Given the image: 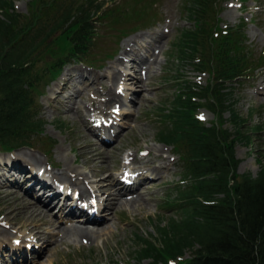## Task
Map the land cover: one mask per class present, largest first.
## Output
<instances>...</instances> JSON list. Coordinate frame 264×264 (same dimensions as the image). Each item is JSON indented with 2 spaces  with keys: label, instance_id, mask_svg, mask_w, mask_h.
<instances>
[{
  "label": "rangeland",
  "instance_id": "1",
  "mask_svg": "<svg viewBox=\"0 0 264 264\" xmlns=\"http://www.w3.org/2000/svg\"><path fill=\"white\" fill-rule=\"evenodd\" d=\"M143 1L119 0L117 5L131 12L136 6L142 5ZM159 1L158 13L162 19L155 25L152 23L155 18L151 14L150 17L142 18L144 23L148 24H140L141 28L122 35L118 25L98 23L99 37L89 57L95 65L72 60L65 63L62 70L55 74L53 63L65 48L66 34L61 35L59 39L49 40L46 50L37 56L38 60L32 67L41 79L37 98L41 116L46 123L43 132L36 140L46 139L53 145L43 143L44 147L42 143H37L35 147L20 146L10 150H0V181L3 179L12 186V182L8 179H17V175L20 176L18 178L20 180L23 177L32 180V173L28 172L31 171L32 164H35L30 163L33 162L31 156L35 157L36 165L41 164L50 175H54L59 185L74 192L81 191L82 187L90 188L93 196L97 197L99 205L101 204L100 211L105 219L96 226L86 224L90 229H98L96 236L90 240H81L68 235L64 236L67 237L66 239L61 240L57 235V225L60 223L55 226L45 219L34 218L29 212H23L25 204L35 202L25 195L23 186L19 189L20 187H16L19 186L18 184L13 185L12 187L19 189V193L7 196L3 192H9L12 187L0 183L3 194L0 195V228L9 234L5 235L6 245H0V264L4 263V257L5 263L15 262L10 257L15 248L28 252V256H24V260L28 259L25 264H140L137 260L139 253L136 250L139 245L136 243V234L144 237H149L150 233L156 235L154 224L158 216L161 214L164 218H168L176 214L174 206L168 207V200L173 197L172 190L181 181L184 164L178 155L173 154L172 146L167 147L157 141V132L162 126L159 115L161 111L172 106L179 87L175 79L178 74L181 80L185 79L203 86L210 81V76L207 72L196 70L191 63L180 66L177 55L173 54L176 52L173 46L176 37L183 29L192 26L184 11V6L189 0ZM14 2L16 11L24 15L27 20L32 17V8L37 7V4H32V0H14ZM109 3V7H112V3ZM217 8L219 12L215 24H218V29L242 24L244 36L242 44L245 46L249 61L257 66L250 72V76L227 83L228 91L232 93L227 103L232 102L235 110L246 120L240 133L247 136H241L242 140L236 145V157L240 159L238 173L249 172L256 176L260 172V166L264 164V94L261 93L264 91V0H219ZM125 26L126 24L121 25V27ZM161 28L164 33V30L167 32L162 33L163 35L159 34L160 32L152 33ZM158 35H160L158 45L153 46L157 47L152 50L153 52L146 53L147 44L152 43V39H157ZM139 36H142L139 38L140 42L142 40L145 42L144 46L139 47L142 51L140 55L146 57V62L151 59L148 55L152 56L153 65L149 68L150 71L148 66L141 65L137 73H134L133 79L128 80L123 76V80L118 78L111 80L113 74L123 75L122 70L119 69V67L123 68L120 58L128 56L129 52L125 53L128 47L131 49L132 57L136 54L135 45L127 46V44H132ZM99 64L102 66H98ZM132 65L133 63L130 64ZM131 69L133 68H130V71ZM79 71L84 73V80ZM69 77H72L71 81L68 80ZM119 83H123L124 90L120 88L115 90ZM110 90L120 96L110 100L113 95ZM74 91H78L79 94L76 99L74 97V100H71L72 108L69 109L64 101ZM120 93L126 96L123 98L127 99L124 103L123 99L118 100L122 97ZM128 97H134L133 102L128 101ZM205 103L206 101L202 102ZM120 108L122 111L119 110ZM77 109L80 110L81 120L75 116ZM114 110H119L120 114L114 113ZM198 113L209 126L217 119L208 108H201ZM93 114L95 116L100 114L106 120L114 119V124L116 121L119 122L121 126L115 139L113 137V140L107 144L103 143L97 133L89 130L92 128L90 115ZM230 115L228 111L224 114L226 120L224 126L229 130L233 129ZM88 143L94 144L95 149ZM18 156L20 160L23 159L20 164L26 167L25 170L12 167L13 161H18ZM171 159L175 163L170 161ZM137 163L145 170L139 179L147 175L151 179L142 181L133 192L120 193L118 196L130 199L133 197L130 196L131 193H134L139 197L143 195V199L139 198L140 204L136 203L135 207L118 204L117 200L111 199L110 194L115 190L113 186L118 182V175L125 166H131L130 170H132V166ZM159 165L162 169L157 173L154 169L159 168ZM9 169L11 173L7 172ZM3 171L6 172V176H1ZM13 172L17 175H12ZM72 178L74 181L69 180ZM22 184L26 183L22 182ZM17 198L22 201L18 205L15 203ZM92 200L96 199L92 198ZM56 206L51 207L50 211L47 210L48 218H64L65 212ZM61 222L64 226L81 223L71 218ZM38 230H41V238L33 240L30 235L37 233ZM0 238H2L1 234ZM15 242L20 246L16 245L14 248L12 243ZM28 245L35 247L31 250L28 249L31 247ZM184 258H187V255ZM24 260L15 263L24 264Z\"/></svg>",
  "mask_w": 264,
  "mask_h": 264
},
{
  "label": "trees",
  "instance_id": "2",
  "mask_svg": "<svg viewBox=\"0 0 264 264\" xmlns=\"http://www.w3.org/2000/svg\"><path fill=\"white\" fill-rule=\"evenodd\" d=\"M118 1L32 0L37 7L27 20L14 0H0V150L53 145L36 140L46 122L37 98L41 79L32 67L49 40L67 35L53 63L58 74L68 61L94 62L89 57L98 23L116 24L126 35L148 24L142 18H159V0H144L131 12ZM218 1L191 0L187 10L194 27L183 29L173 43L180 66L191 63L210 81L203 86L178 74L172 106L159 115L164 124L157 140L175 145L184 171L168 200L176 214L158 216L156 235L136 234L140 264H264V164L256 176L238 173L236 145L247 136L240 133L246 120L227 103L232 94L227 83L250 76L257 66L242 44V24L218 29ZM204 107L217 117L210 126L198 113ZM227 111L230 130L224 126Z\"/></svg>",
  "mask_w": 264,
  "mask_h": 264
},
{
  "label": "bare ground",
  "instance_id": "3",
  "mask_svg": "<svg viewBox=\"0 0 264 264\" xmlns=\"http://www.w3.org/2000/svg\"><path fill=\"white\" fill-rule=\"evenodd\" d=\"M160 35H158V37H159ZM139 38H142V36H139L138 38H135V40H133V42H132V44H130V43H128L127 44V46H134L135 44H137L138 42H140V39ZM155 42H158V39H152V43H149V44H147V46H146V53H150V52H152V48H154L153 46H155L156 45V43ZM125 49V48H124ZM128 49V50H127ZM126 50H125V53L127 54L128 52H130L131 51V49L128 47ZM151 57V59H152V56H150ZM125 57H121L120 58V60H121V65L123 66L124 65V61H125V59H124ZM149 58V57H148ZM133 59H135V61H134V64H135V69L133 68V69H131V71H133V73H137V69H138V67H140L141 65H146V66H148V70H149V68H151V65H153V61L151 62V59H150V61L148 62H146V57L145 56H141V57H137V56H135V55H133ZM157 59V58H156ZM156 61V60H155ZM155 61H154V63H155ZM132 62V61H131ZM142 67V66H141ZM153 67V66H152ZM123 71H121L122 73H123V75L122 74H120V73H116V74H113V75H111V80H114V79H117L118 78V80H123V76H125L126 77V79H133L134 78V76H135V74L134 75H132L130 72L128 73L129 74V77L130 78H127V70H126V68H128V66L125 68V66H123ZM150 71V70H149ZM79 73L81 74V78L83 79V78H85V75H84V73L82 72V71H79ZM149 73V72H148ZM83 75V76H82ZM149 76H150V73H149ZM77 78V77H76ZM75 78V79H76ZM68 80L69 81H71L72 80V77H69L68 78ZM84 80V79H83ZM261 80V79H260ZM66 82V81H65ZM114 82V81H113ZM138 83V82H137ZM120 84V85H119ZM118 85H116V88H115V90L117 89V88H120L121 90H124L125 89V86H123V83H119ZM260 84H263V83H260ZM69 86V85H68ZM262 88V87H261ZM263 90H264V87H263ZM260 91V90H259ZM110 92L111 93H113V95H111V97L109 98L110 100H112V99H115V98H118V95L119 94H117L116 92L114 93V92H112V90H110ZM259 93V92H258ZM261 93H263L264 94V91H262ZM79 94V92L78 91H74L73 93H71V95L69 96V97H66V100L64 101L67 105H66V107H70L69 109H71L72 107H71V100L75 97V99H76V97H77V95ZM120 96V95H119ZM262 97V96H261ZM120 99H122V98H120L119 97V99L118 100H120ZM258 99V98H257ZM74 100V99H73ZM76 102V101H75ZM84 104H86L85 102H84ZM69 109H67L68 111H70ZM73 112H74V110H73ZM81 114H80V110L79 109H77V110H75V116L76 117H78V119H82L81 118V116H80ZM92 115H90V117H91ZM104 118V117H103ZM108 126L110 127H108V129H105V131L106 132H108V130L110 131L111 130V128H113V126H112V122H110L109 120H108ZM89 130L91 131H93L94 132V129L93 128H89ZM119 131V130H118ZM92 133V132H91ZM93 134V133H92ZM96 134V133H95ZM109 134V136H111V133L109 132L108 133ZM117 134H118V132H117ZM117 134L116 135H113V137H114V139H115V136H117ZM94 135V134H93ZM101 140V139H100ZM93 141V140H92ZM88 145L89 146H91L93 149H95V145L94 144H90V143H88ZM97 147H99V146H97ZM83 153V152H82ZM26 155V154H25ZM30 158V157H29ZM31 158H32V161L33 162H30V163H35V164H32V169H31V171H34L35 169H36V173H35V175H34V173H32L31 171L30 172H28V173H32L33 174V179H38V181L39 182H41L42 180H45V176H44V174L45 175H47V176H49V182L47 183V184H40V187H41V190H42V192H43V198L42 199H34L32 196H31V193H32V191H34V189L33 188H30L27 184H22L21 183V185H23L24 187H25V189H22L21 188V186H20V184H18L17 183V181H12V186L13 185H15V184H18L19 186H16V187H20L19 189H22V190H24V193H25V195H28L29 197H31L33 200H35V202L34 203H31L30 202V204H25V207L23 208L24 209V211L23 212H29L34 218H39V219H45V221H47V222H50L51 224H53V225H55L56 226V224L57 223H60L59 225H57V235L61 238V240L63 239V238H67V237H64V236H66V235H68V236H74V237H76V238H81V240L82 239H84V240H90V239H92V238H94L95 236H96V234L98 233V229L97 228H95V229H90L89 228V226H87L86 224H92V225H97V224H99L100 223V220H102V213H101V219H95V218H92L90 215H88L87 213H86V211L84 210V209H82L81 207H80V205L79 204H86V205H88V206H91L87 201H86V199L87 198H89V195L90 196H93V194H92V192H91V190H90V188H88V187H82V188H80V190L81 191H79L78 193H72V192H69L68 191V188L66 189L67 191H68V193H66V194H64V191H61V190H56L55 188H54V186H55V184L57 183V181H56V179L54 178V175H50L49 174V171H47V170H45L44 168H42V165L41 164H38V165H36V163H37V161L35 160L36 158L35 157H32L31 156ZM17 162H14L13 161V168H16V169H18V170H25L26 169V167H24L22 164H20V161L21 160H23V159H21L20 160V158H19V156L17 157ZM94 160V159H93ZM87 161V160H86ZM170 161H172V162H174L175 163V161L173 160V159H171ZM22 162V161H21ZM39 163V162H38ZM7 165V164H6ZM160 166V165H159ZM9 167V166H8ZM67 167H70V166H67ZM104 167H105V165H104ZM161 167V166H160ZM157 168V167H155V169H154V171L155 172H159L160 173V171H161V169H162V167L161 168ZM137 168H139V169H143V167L142 166H140V164H138L137 165ZM29 169V168H28ZM97 171V170H96ZM7 172H9V173H11V170L9 169ZM18 173V172H17ZM51 173V172H50ZM37 174V175H36ZM12 175H17L16 174V172H13V174ZM20 175H21V172H20ZM28 175V174H27ZM1 176H6V172L5 171H3V174L1 175ZM17 178H19L20 176L19 175H17L16 176ZM40 177V178H39ZM58 177V176H57ZM109 177V176H108ZM158 178V177H157ZM23 179H25L24 177H23ZM27 179V178H26ZM131 179H132V181L133 182H136L137 180H138V176L137 177H135V176H132L131 177ZM69 180H72V181H74V179L72 178V179H69ZM101 180V179H100ZM104 180H106V179H104ZM146 180H149V177H148V175L146 176V177H143L142 178V181H146ZM10 181V180H9ZM103 181V180H102ZM142 181H141V183H142ZM23 182V181H22ZM99 182V181H98ZM110 182H112L111 180H110ZM0 183L1 184H4V185H6V186H10L9 184H7L5 181H3V179L0 181ZM74 184V183H73ZM110 184V183H109ZM94 185V184H93ZM92 185V186H93ZM12 186H10V187H12ZM16 187H12V189L9 191V192H3V193H5L7 196L8 195H16V194H18L19 193V189L18 188H16ZM94 187V186H93ZM103 188V187H102ZM105 188V187H104ZM113 188L115 189L113 192H111L110 194H111V199L112 200H117V203L118 204H121V205H130V206H132V205H134V207H135V205H136V203L137 204H140V203H138L139 201H140V199L139 198H141V199H143L142 197H143V195H141L140 197L138 196V195H134V193H131V195L130 196H133V197H131L130 199H127V197L126 198H123V197H119L118 195L120 194V193H127V192H123V191H125L127 188L123 185V184H116L115 186H113ZM4 190H8V189H4ZM122 191V192H121ZM130 193V192H129ZM2 194V190H0V195ZM3 195V194H2ZM106 195V194H105ZM109 196V195H108ZM3 197V196H2ZM59 198H61L62 200H63V204H62V206H61V208L63 209V211L65 212V215H64V218H56V219H52V218H48L47 217V215H48V212H47V210L48 211H50L51 209H50V206H51V204L55 201V200H58ZM146 198V197H145ZM147 199V198H146ZM71 200H74V201H76V203L73 205L72 204V201ZM110 200V199H109ZM148 200V199H147ZM20 202H22L20 199H16V201H15V203L18 205ZM28 202V201H27ZM58 204V203H57ZM101 205V204H100ZM111 205V204H110ZM116 205V204H115ZM105 206V205H104ZM139 206V205H138ZM23 207V206H22ZM17 208V207H16ZM21 208V207H20ZM104 208V207H103ZM102 209V208H101ZM54 212V211H53ZM56 217V216H55ZM69 218H71V219H76V220H78V222L80 221L81 223H78V224H76L75 225V223L74 224H71L70 226H64L63 224H62V220H66V219H69ZM33 219V218H32ZM41 223V222H40ZM44 223V222H43ZM49 223V224H50ZM69 223V222H68ZM41 232V230H38L37 231V233H31V238L34 240H38V239H40L41 238V236H40V233ZM0 234H1V236H2V238H0V245L1 246H5L6 245V241H5V239H6V237H5V235H9L8 233H7V231H5V230H2V228H0ZM72 238V237H71ZM60 242V241H59ZM81 242V241H80ZM91 242V241H90ZM89 243V242H88ZM16 245L17 246H20V244H18V243H16L15 242V244L14 243H12V246L15 248L16 247ZM16 250L13 252L14 254H11L10 255V257H11V259H13L15 262H18V261H22V260H24V256L25 255H27L28 256V252H26V251H21L20 249H17V248H15ZM26 257V256H25ZM22 258V259H21ZM25 263H27L26 262V260H24V264Z\"/></svg>",
  "mask_w": 264,
  "mask_h": 264
},
{
  "label": "snow or ice",
  "instance_id": "4",
  "mask_svg": "<svg viewBox=\"0 0 264 264\" xmlns=\"http://www.w3.org/2000/svg\"><path fill=\"white\" fill-rule=\"evenodd\" d=\"M201 119H203V117H201Z\"/></svg>",
  "mask_w": 264,
  "mask_h": 264
}]
</instances>
